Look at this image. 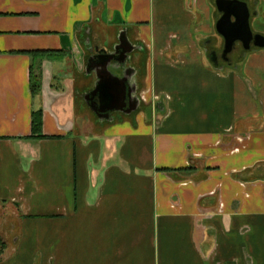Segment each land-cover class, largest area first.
Instances as JSON below:
<instances>
[{"label": "crops", "instance_id": "0c3cea01", "mask_svg": "<svg viewBox=\"0 0 264 264\" xmlns=\"http://www.w3.org/2000/svg\"><path fill=\"white\" fill-rule=\"evenodd\" d=\"M245 1L264 34V0ZM220 16L216 0H0V264H264V47L213 60ZM123 39L110 70L137 107L102 117L89 58Z\"/></svg>", "mask_w": 264, "mask_h": 264}, {"label": "water", "instance_id": "95a60500", "mask_svg": "<svg viewBox=\"0 0 264 264\" xmlns=\"http://www.w3.org/2000/svg\"><path fill=\"white\" fill-rule=\"evenodd\" d=\"M216 5L221 12V16L216 22L217 31L224 38V49L222 57L228 59V54L232 52L235 43L241 42L246 50L251 49L252 46L263 48L264 47V34L254 33L251 27V10L245 0H216ZM126 42V41H125ZM128 45L129 43L126 42ZM123 47V46H122ZM131 51V47H123L121 58L118 60L115 57V53L102 54L103 61H95L91 63V66L96 71L98 81L96 88L92 94L102 95L101 102H111L113 105H118L119 109L128 107V112L136 109L138 98H134V103L127 102L128 94H131L127 84V77L114 74L110 70V66H113L112 59L116 58L118 62H123L128 53ZM94 58L97 55L93 56ZM114 57V58H113ZM102 67V69H99ZM127 103H129L127 105ZM96 114L99 116L110 115L103 107L98 110L95 104L92 106Z\"/></svg>", "mask_w": 264, "mask_h": 264}, {"label": "flooded vegetation", "instance_id": "af4514ba", "mask_svg": "<svg viewBox=\"0 0 264 264\" xmlns=\"http://www.w3.org/2000/svg\"><path fill=\"white\" fill-rule=\"evenodd\" d=\"M254 33H259V32H254ZM125 48H128L130 47L126 42L125 40L123 39L118 45L115 46L114 50L112 49L110 53H115V57L119 60L121 58V54L120 52H122L123 50V47ZM237 48H240L242 51L243 49L246 50L242 43L237 41L235 43V46L232 50V52H230L228 54V61L227 62H230L231 59H232V54L233 56H235V54L237 53ZM223 49H224V46H223ZM106 54H108L107 52H105ZM105 53H102V54H105ZM102 54H97V57H90L89 60L90 62H95V61H99V62H102L103 61V57H101ZM222 54H223V50H221L219 52V50H214L212 49L211 50V58L213 60H216V61H222ZM114 58V57H113ZM116 58L112 59V64H115L116 62H118L116 60ZM115 61V63H114ZM99 69H102V67H99ZM96 88V85L94 87H92L86 94H84L82 96L83 100L85 102H87L89 105L93 106L95 104V107L100 110L101 107H103L109 114H112L113 111H115V109H119V106L118 105H113L111 102H106V103H103L101 102V99H102V95H99V94H96L95 96L92 94L93 90ZM129 90H131L129 88ZM131 100L132 103H134V96L132 95V90H131V94H128V98H127V102H129ZM129 103H127L128 105ZM108 117H110V115H108Z\"/></svg>", "mask_w": 264, "mask_h": 264}, {"label": "trees", "instance_id": "16d2710c", "mask_svg": "<svg viewBox=\"0 0 264 264\" xmlns=\"http://www.w3.org/2000/svg\"><path fill=\"white\" fill-rule=\"evenodd\" d=\"M57 53H62L58 51ZM39 57L45 58L50 57L51 54L47 53H41L39 54ZM61 55V54H60ZM34 67V66H33ZM31 88L34 94H38L41 89V80H40V72L39 70L37 72L31 73ZM32 130H33V136L35 137H43L42 134V110L34 111L32 115Z\"/></svg>", "mask_w": 264, "mask_h": 264}, {"label": "rangeland", "instance_id": "374dc122", "mask_svg": "<svg viewBox=\"0 0 264 264\" xmlns=\"http://www.w3.org/2000/svg\"><path fill=\"white\" fill-rule=\"evenodd\" d=\"M2 244H1V241H0V246H1Z\"/></svg>", "mask_w": 264, "mask_h": 264}]
</instances>
